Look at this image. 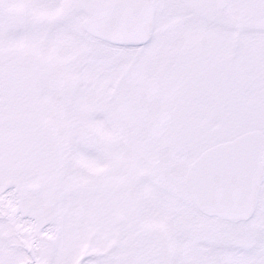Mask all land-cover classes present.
<instances>
[{
  "label": "snow or ice",
  "instance_id": "snow-or-ice-1",
  "mask_svg": "<svg viewBox=\"0 0 264 264\" xmlns=\"http://www.w3.org/2000/svg\"><path fill=\"white\" fill-rule=\"evenodd\" d=\"M0 264H264V0H0Z\"/></svg>",
  "mask_w": 264,
  "mask_h": 264
}]
</instances>
